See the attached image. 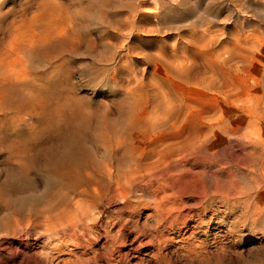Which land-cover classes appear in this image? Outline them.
Instances as JSON below:
<instances>
[{"label":"rangeland","instance_id":"1","mask_svg":"<svg viewBox=\"0 0 264 264\" xmlns=\"http://www.w3.org/2000/svg\"><path fill=\"white\" fill-rule=\"evenodd\" d=\"M51 71L63 83L69 73L78 96L90 99L96 110L110 116L118 107L124 111L134 155L163 150L170 157L179 149L181 161L163 166L160 176L175 175L191 189L208 186L210 191L216 183L235 182L239 197L254 186L258 171L250 155L259 126L246 114L245 100L264 81V0H0V80L37 79ZM38 83L44 82L39 78ZM26 118L30 122L32 115ZM210 126H220L210 132L211 140L186 144ZM27 128L0 123V225L10 216L7 207L15 204L9 194L12 175L31 173L42 188V175L11 148L12 136ZM233 203L230 214L216 203L223 219L217 230L231 229L241 200ZM138 206L141 224L149 209L143 202ZM109 208L96 226L98 240L79 255L80 263L155 264L147 238L138 237L132 222L124 223L130 207L121 216L116 203ZM121 223L127 225L123 239L117 234ZM259 225H236L222 243L206 236L207 248L221 256L212 264H264V227ZM56 229L29 235L0 228V264L71 263V238ZM109 248L116 250L108 255Z\"/></svg>","mask_w":264,"mask_h":264},{"label":"bare ground","instance_id":"2","mask_svg":"<svg viewBox=\"0 0 264 264\" xmlns=\"http://www.w3.org/2000/svg\"><path fill=\"white\" fill-rule=\"evenodd\" d=\"M39 78L44 82L42 85L38 83ZM39 78L20 82L11 78L0 80V123L28 127L24 134L12 136L11 148L21 158L27 157L28 167L35 168L43 177L41 190L31 173H16L9 178L13 183L9 194L15 195V204L7 207L10 216L3 218L0 228L30 235L54 228L57 231L60 227L71 238L68 240L75 257L71 263L70 260L66 263L81 264L78 257L84 254L86 247L90 248L88 245L94 242L93 238L99 236L98 222L106 220L103 213L116 203L120 216L125 207H130V214L136 219L129 214L124 223L132 222L135 231L141 233L138 237L147 238L145 243L155 249V264H212L221 256L210 252L206 236H211L212 243L217 244L236 225L255 228L260 224L264 227L263 222L260 223L264 218V81L258 82L253 96L245 100L246 114L259 126L250 155V162L258 173L254 176V186L239 197L240 188L237 190L235 182L222 186L220 181L213 191L208 186L192 190L189 183L183 184L178 176H160L157 172L163 166L179 160V149L170 157L163 150L150 157L134 155L129 149L133 131L125 125L126 115L120 107L115 116L96 110L90 99L78 96L75 85L69 81V73L66 83L61 82L54 71L41 72ZM26 115H32L30 122ZM219 128H205L206 131L195 134L186 144L211 140L210 132L213 134ZM153 156L156 158L148 161ZM235 199L241 200V204L237 218L229 225L231 229L217 230L216 225L223 219L218 217L222 209L219 211L216 203H223L230 214L229 211L236 207ZM140 202L149 209L141 224L138 222ZM103 205L106 206L102 208ZM209 207L213 209L207 213ZM95 211L101 213L99 219ZM213 222L215 227L210 225ZM124 223L119 224L118 238L124 237L127 226L124 227ZM213 229L217 231L209 234ZM170 246L173 248L169 249ZM112 249L113 253L116 250L109 248L108 255ZM115 256L118 255L112 257Z\"/></svg>","mask_w":264,"mask_h":264}]
</instances>
